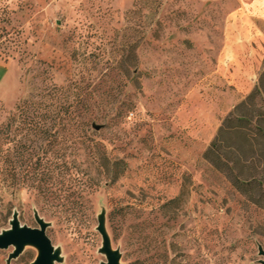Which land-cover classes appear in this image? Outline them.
Wrapping results in <instances>:
<instances>
[{"label":"rangeland","instance_id":"374dc122","mask_svg":"<svg viewBox=\"0 0 264 264\" xmlns=\"http://www.w3.org/2000/svg\"><path fill=\"white\" fill-rule=\"evenodd\" d=\"M0 62V233L38 215L55 264H104L103 220L121 264H261L264 200L205 154L264 73V0H0ZM25 101L73 114L39 122L56 139Z\"/></svg>","mask_w":264,"mask_h":264},{"label":"trees","instance_id":"16d2710c","mask_svg":"<svg viewBox=\"0 0 264 264\" xmlns=\"http://www.w3.org/2000/svg\"><path fill=\"white\" fill-rule=\"evenodd\" d=\"M45 102H28L25 101L22 106L19 107L20 118L24 121H30L32 130L34 129L38 133H46L51 137L57 139L58 131H51L48 129H41L39 122L43 119L50 117L54 114L60 119H65L67 116H71L73 111L69 107L56 106ZM58 108V109H57ZM34 126V127H33ZM66 127V125H65ZM64 127L63 130L66 128ZM53 134V135H52ZM55 139V141H56ZM259 140H263L262 143ZM229 141H233L229 144ZM227 142V146L223 143ZM259 146L260 160L264 159V73L260 78L259 84L254 90L238 104L234 111H232L224 120L216 138L211 143L210 147L206 151V158L209 159L215 168L223 171H227L232 184L237 187L242 193L249 194L251 198L258 204L264 200V168H261L260 163H255L253 155L255 153L256 144ZM25 148V145H20ZM51 146H54V141L51 142ZM225 147L230 150L229 154L234 155L232 160L226 159L224 152ZM4 157L8 158L6 152L3 153ZM19 159L17 162L24 163V157L22 153H18ZM32 162V161H31ZM30 166V164H28ZM12 174V178L18 182L25 184L26 182L30 187V179L40 180L37 178L38 172L36 168L34 171H28L26 174L20 177L17 166H12L9 170ZM30 175H32L30 177ZM44 175V174H43ZM48 179H52V171L48 170L45 174ZM71 179H67V182ZM65 178L61 181H53L52 184H63ZM49 182V181H48ZM255 193H257L255 195Z\"/></svg>","mask_w":264,"mask_h":264},{"label":"water","instance_id":"95a60500","mask_svg":"<svg viewBox=\"0 0 264 264\" xmlns=\"http://www.w3.org/2000/svg\"><path fill=\"white\" fill-rule=\"evenodd\" d=\"M36 221L39 226L35 228L23 225L18 215L14 214L10 222L11 227L0 233V249L14 246L15 249L10 255V259H15L22 254L26 246H33L38 249V256L32 264H55L61 258L59 251L55 249L47 234L48 224L38 215L36 216ZM98 231L103 238L101 252L107 257V262L104 264H121L120 253L112 248L103 220L99 224ZM259 254L264 257L262 246H259ZM260 262L264 264V260Z\"/></svg>","mask_w":264,"mask_h":264},{"label":"crops","instance_id":"0c3cea01","mask_svg":"<svg viewBox=\"0 0 264 264\" xmlns=\"http://www.w3.org/2000/svg\"><path fill=\"white\" fill-rule=\"evenodd\" d=\"M9 71H10L9 65L0 62V88L3 86Z\"/></svg>","mask_w":264,"mask_h":264}]
</instances>
